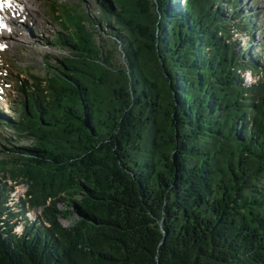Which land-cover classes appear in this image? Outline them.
<instances>
[{
    "label": "trees",
    "instance_id": "1",
    "mask_svg": "<svg viewBox=\"0 0 264 264\" xmlns=\"http://www.w3.org/2000/svg\"><path fill=\"white\" fill-rule=\"evenodd\" d=\"M94 1L97 23L53 1L60 66L0 108V264H264V53L236 50L242 0Z\"/></svg>",
    "mask_w": 264,
    "mask_h": 264
},
{
    "label": "rangeland",
    "instance_id": "2",
    "mask_svg": "<svg viewBox=\"0 0 264 264\" xmlns=\"http://www.w3.org/2000/svg\"><path fill=\"white\" fill-rule=\"evenodd\" d=\"M53 1L64 6L63 9L66 7L76 9L79 6L89 12L97 23L99 7L94 0H18L19 3H17L21 9L20 15L23 18L19 23L20 25L14 28L12 46L3 47L0 50V108L7 114L14 115L20 102V94L15 90L18 81H26L29 78V73L37 75L43 73V66L52 70L59 67V60L66 53L63 48L52 46L54 36L58 33H64V28L55 21L56 19L52 15L51 7L55 4ZM240 10L255 14L253 18L249 17V20L251 19L255 25V30L248 37L244 34L236 35V39L240 42L236 50L246 52L247 56L255 54L257 57L262 52L264 53V47H260L264 42V0H242ZM58 15H62L60 21H63V10ZM87 26L91 30H95L90 23H87ZM104 26L106 25L104 24ZM109 31L107 27L104 28V34H102L101 29L95 30V42L99 45H105V50H109L114 42ZM114 55L120 57L118 51ZM255 80L254 76L250 77L249 72L246 73L247 84H251ZM4 139V134L0 131V157L3 155ZM7 182L10 186L15 187L11 194L15 202H19L21 198L25 197L26 186L18 185L8 179ZM40 214L41 210H34L28 215L33 220ZM21 230V227L17 229V231Z\"/></svg>",
    "mask_w": 264,
    "mask_h": 264
},
{
    "label": "bare ground",
    "instance_id": "3",
    "mask_svg": "<svg viewBox=\"0 0 264 264\" xmlns=\"http://www.w3.org/2000/svg\"><path fill=\"white\" fill-rule=\"evenodd\" d=\"M32 1H35V0H32ZM20 10L21 9L19 5L17 4H13L10 8H5L6 14L8 16V22H7V28H5L6 30H4V32H1V37L3 39L4 46L6 48L12 46L11 44H13L12 41L14 39V34H15L14 28H17V26L20 25L19 23L22 20L23 16L22 15L20 16L21 14Z\"/></svg>",
    "mask_w": 264,
    "mask_h": 264
},
{
    "label": "snow or ice",
    "instance_id": "4",
    "mask_svg": "<svg viewBox=\"0 0 264 264\" xmlns=\"http://www.w3.org/2000/svg\"><path fill=\"white\" fill-rule=\"evenodd\" d=\"M12 5L10 0H0V12H2L5 8H10ZM6 25L3 23V18L0 17V28H4Z\"/></svg>",
    "mask_w": 264,
    "mask_h": 264
}]
</instances>
